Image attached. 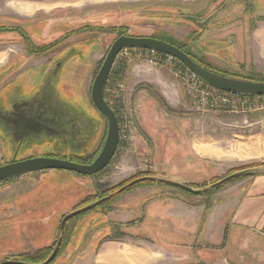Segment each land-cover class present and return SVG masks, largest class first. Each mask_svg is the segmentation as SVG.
Masks as SVG:
<instances>
[{
    "label": "rangeland",
    "instance_id": "1",
    "mask_svg": "<svg viewBox=\"0 0 264 264\" xmlns=\"http://www.w3.org/2000/svg\"><path fill=\"white\" fill-rule=\"evenodd\" d=\"M249 1L250 11L244 14L241 13L247 0H214L203 12L195 0L171 1V9L167 10L163 9L165 0H123L101 9L107 10L104 14H97L100 7L83 13L81 17L92 14L91 31L64 46L60 44L56 50L61 60L57 61L65 67L50 78L56 115L63 123L55 127L52 138L44 132L43 138L33 137L23 144L15 161L48 157L87 165L96 159L106 137L107 122L94 108L90 90L111 44L124 30L130 36L171 41L212 69L231 76L263 81V49L246 48L250 39L245 41V37L249 35L248 19L256 29L264 26V20L259 23L264 19V7L258 0ZM224 3L222 15H209ZM101 15L114 22L96 27L98 23L94 22ZM207 22L218 23L215 30L220 31L205 33ZM69 28L63 26L62 30ZM39 31L27 27L25 34L38 41ZM220 36L226 38L225 49L212 53L208 48L216 46L207 40ZM8 41L14 43V39ZM73 42L76 45L67 46ZM12 50L18 52L17 48ZM21 52L29 68L10 74L16 85L22 82L23 86L22 93L13 96L16 102L35 98L41 71L32 68L45 60L32 56L25 48ZM153 58L155 64L146 66L151 57L132 52L129 62L116 65L110 73L107 102L118 122L129 128L103 171L94 176L43 171L0 183V262H17L20 256L32 258L40 249H53L62 218L75 207H83L84 202L95 203L144 174L203 191L234 171L264 165V97L229 95V103L223 105L211 96L221 97L222 92L213 91L206 98L200 90L190 89L185 81L188 70L180 62H166L156 55ZM139 92L145 95V112L135 113L133 97ZM138 116H145V121L139 122ZM14 148L15 145L0 143V165L14 161ZM257 174L199 196L157 183L135 185L99 209L68 221L61 240L63 246L51 264H101L98 254L104 247L118 254L149 256L152 264H199L191 250L187 255L176 256L159 248L164 241L154 232H160L161 226L145 221L147 201L161 195L174 196L184 202L188 212L203 216L216 194ZM208 260L202 264H226L224 260Z\"/></svg>",
    "mask_w": 264,
    "mask_h": 264
},
{
    "label": "crops",
    "instance_id": "2",
    "mask_svg": "<svg viewBox=\"0 0 264 264\" xmlns=\"http://www.w3.org/2000/svg\"><path fill=\"white\" fill-rule=\"evenodd\" d=\"M118 1L123 0H0V34H2L0 35V76L3 75L2 79H6L11 84L10 95L12 96L16 82L14 77H10L11 72L21 73L29 68L26 57L21 52L24 48L21 34H25L27 27L40 29L38 41L37 38H31L29 35L34 44H37L41 39L47 41L46 43H59L64 40L65 34L72 33L73 37L70 36L60 43L64 46L78 35H87L91 31V28L86 29L84 26L91 25L92 14L89 13L81 17L83 13L92 7H100L99 10L107 9L108 4H115ZM165 1L169 2V4L167 2L163 4V9L167 10L171 9V1L187 2L190 0ZM195 1L202 12L207 11L214 2V0ZM258 2L264 7V0H258ZM101 6L104 7L101 8ZM225 8V3L218 4L215 8L217 11L215 10L216 12L209 15L213 18L219 17ZM250 8L251 3L248 11ZM106 11L101 10L97 14H104ZM75 15L79 16L73 17ZM262 20L264 19H260L259 23H262ZM112 21L114 22L106 15H101L94 23H98L96 27H104L108 22L113 23ZM232 24L228 23V26ZM247 25L246 34H249V37L246 36L245 41L250 39V44L246 48L258 46L263 49L264 54V26L256 29L249 19ZM63 26L71 28L62 30ZM217 26L218 23L209 24L207 22L204 32H215L218 30H215ZM76 30L78 32L74 34L73 32ZM257 33L260 34L257 35ZM10 39H14V43H10L8 41ZM225 39L224 36H220L207 40L212 41L216 46V49L210 46L208 50H212V53L213 50L222 53L225 49ZM241 42L244 43L243 39ZM60 44L57 45V48L61 47ZM69 45H76V42L67 46ZM14 48H17L18 52H14L12 50ZM228 49L231 51L230 48ZM234 62L235 64L239 63L238 60H234ZM254 65L259 64L254 63ZM146 66L150 65L146 64ZM136 75H138L137 72ZM145 101V95L141 92L135 94L133 97L135 113L145 112ZM138 118V121L143 123L146 117L138 116ZM52 173L62 172L52 171ZM59 175L64 176L65 174ZM147 202L145 221L161 226L159 227L160 232L154 233L163 238L164 243L159 248L165 253L184 256L191 250L194 257L200 262L199 264L209 261V258L210 262L224 260L226 264H264V171H260L259 174L248 180L228 186L216 194L203 216L188 212L184 202L174 196L161 195L153 197ZM98 261L101 264H152V259L149 256L146 257L138 253L118 254L110 251L108 247L99 251Z\"/></svg>",
    "mask_w": 264,
    "mask_h": 264
},
{
    "label": "water",
    "instance_id": "3",
    "mask_svg": "<svg viewBox=\"0 0 264 264\" xmlns=\"http://www.w3.org/2000/svg\"><path fill=\"white\" fill-rule=\"evenodd\" d=\"M194 19V18H193ZM123 49H135L142 51H151L161 55L169 56L178 62H180L189 72L195 75L205 85L224 93L231 95H237L242 97H264V82L250 81L238 77H224L221 75L214 74L205 70L196 64L190 57L184 54L179 49L167 44L163 41H159L153 38L147 37H133V36H120L116 38L111 44L102 65L95 76L91 90L90 99L94 108L105 118L107 122V133L96 159L87 165H79L72 162L59 160L55 158H28L19 161H12L10 163L0 166V182L11 180L13 178L21 177L27 174L39 173L43 171H63L74 173L79 176H94L103 171L113 159L119 142V126L117 118L111 108L104 100V89L108 80V76L111 72L117 54ZM264 171V167L257 169H248L241 172H236L228 177L220 180L211 187L203 190L207 191L216 187L222 183H225L235 177ZM155 182L174 186L178 189L186 191L192 194H201L202 190H194L189 186H185L178 183H173L165 180L161 177H150ZM135 182L129 183L113 195L131 187ZM112 195V196H113ZM101 200L92 203L84 208L76 210L67 216L63 217L60 223L59 236L57 243L54 247L49 258L40 264H49L56 256L59 249L63 233L65 222L72 217L83 213L95 205H98ZM0 264H26L15 261H3Z\"/></svg>",
    "mask_w": 264,
    "mask_h": 264
},
{
    "label": "flooded vegetation",
    "instance_id": "4",
    "mask_svg": "<svg viewBox=\"0 0 264 264\" xmlns=\"http://www.w3.org/2000/svg\"><path fill=\"white\" fill-rule=\"evenodd\" d=\"M249 6L250 2L249 0H247L246 9L242 10V14H244L246 10L248 12ZM84 28L90 29L88 25L84 26ZM21 36L24 43V48L27 50V52L33 54L32 56L40 57L41 59L45 60L39 63L35 68H32L40 69L41 71L39 81L35 86L34 99L32 98L31 100L25 102H16L15 100H13V96L22 93V82L14 85L12 90L13 94L11 96V84L8 83L6 79L0 80V143L6 146L15 145L13 151L14 161L18 152L23 148V144H25L33 137H35V139L43 138L44 132H46L50 136V138H52L55 134L54 132L57 130L55 127L63 123V120L61 118H58V116L56 115V99L53 93L54 90L52 88L50 78L53 75H56L59 71H62L65 67L64 63L57 61L61 60L58 58L57 50H59L60 47L57 48V45L66 40L68 37L72 36V33L65 34L64 40L60 41L59 43H46L47 41L41 39L39 42H37V44H34L31 42L28 35L21 34ZM121 36L130 35H127L126 31L124 30ZM147 38L154 39L155 37ZM67 123L68 121L66 122V124ZM81 160H84V158H82ZM122 188L123 186L115 192L119 191ZM129 188L119 192V194H122ZM113 193H110L108 196L103 197L101 201L105 202L113 195Z\"/></svg>",
    "mask_w": 264,
    "mask_h": 264
},
{
    "label": "trees",
    "instance_id": "5",
    "mask_svg": "<svg viewBox=\"0 0 264 264\" xmlns=\"http://www.w3.org/2000/svg\"><path fill=\"white\" fill-rule=\"evenodd\" d=\"M77 32H78V31L76 30V31H74L73 33L75 34V33H77ZM120 36H121V35H120ZM154 39H156V38H154ZM157 40H159V41H163V42H165V43H167V44H170V45H172L173 47L179 49V50L182 51L184 54H186L188 57H190V58L192 59V61H194V62H195L196 64H198L200 67L204 68L205 70H207V71H209V72H212V73H214V74L221 75V76H224V77H236V76H231V75H229V74H227V73H224V72H222V71H219V70H216V69H212L208 64H206L205 62H202V61L198 60L194 55H192L191 53H189L188 51H186V50L184 49V47H182V46H179V45H177V44H175V43H173V42H171V41H167V40H165V39H158V38H157ZM109 79H110V74H109V76H108V80H107V83H106V86H105V89H104V94H103V96H104V100H105V102H106L107 104H108V102H107V99H106V90H107V86H108V83H109ZM242 79H243V78H242ZM247 80L254 81V79H251V78H248ZM257 81H259V82H264V80H263V81L257 80ZM0 166H2V165H0ZM261 166H263V165H259V166H255V167H247V168H244V169H241V170L234 171L233 173L241 172V171L248 170V169H257V168H260ZM233 173H231V174H233ZM253 174H254V173H250V174H245V175H241V176L235 177V178H233V179H231V180H229V181H227V182H225V183H222V184H220V185H218V186H216V187H213L210 191L213 192L214 190H219L223 185H226V184H228V183H231V182L237 181V180L242 179V178H245V177H250V176L253 175ZM150 177H154V176H151V175H148V174H144L143 176H141V177H137V178L134 179V180H130V181H128L127 183L135 181V183L132 185V187L135 186V185H139V184L151 185V184H153V183H157V184H161V185H164V186H168V187L176 188V187H174V186H170V185H167V184H162V183L155 182V181H153V180H151V179H146V178H150ZM7 181H8V180H7ZM3 182H5V181H3ZM0 183H1V182H0ZM127 183L125 182L123 185H126ZM189 187H191V188L194 189V190H200V189L195 188V187H192V186H189ZM177 189H178V188H177ZM179 190H181V189H179ZM115 191H116V189H115ZM181 191H183V190H181ZM183 192H185L186 194H189V195H194V196H197V195H198V196H199V195H202V194H204V193H208L209 191H207V192H202L201 194H197V195H196V194H192V193H188V192H186V191H183ZM118 195H120V194H119V193H118V194H115V195L111 196L110 198H108L105 202L102 201V202H100L98 205H95L94 207H92L91 209H89V210H87V211H85V212H83V213H80V214H78V215L72 217L71 219H68V220L65 222V226H66V224L68 223V221L74 219L75 217H78V216L84 215V214H86V213H88V212H90V211H94V210H96V209H99L102 205H104V203H106V202L112 200L113 198H115V197L118 196ZM91 203H93V202H91ZM91 203H89V204L86 205V203L84 202V203H83L84 206L81 207V208H84V207L90 205ZM81 208H79V207H75V209H74L72 212H74V211H76V210H79V209H81ZM65 226H64V231H65ZM63 235H64V233H63ZM62 238H63V237H62ZM55 245H56V243L54 244V247H55ZM62 246H63V241H61V243H60V246H59V249H58V251H57V254H56L55 258H54L49 264H51V263L56 259V257L58 256V254H59V252H60ZM54 247H53V249L48 248V247H47V248L40 249V250H38L36 256H33L32 258H29V257H27V256H26V257H24V256H20V257H19V260H18L17 262H22V263H26V264H40V263L46 261V260L49 258L50 253L54 250Z\"/></svg>",
    "mask_w": 264,
    "mask_h": 264
},
{
    "label": "built area",
    "instance_id": "6",
    "mask_svg": "<svg viewBox=\"0 0 264 264\" xmlns=\"http://www.w3.org/2000/svg\"><path fill=\"white\" fill-rule=\"evenodd\" d=\"M132 52H141L144 55L151 57L150 60H146L147 65L155 64V62L153 60L154 59L153 56H155V55L159 56V57H164L166 59L165 60L166 62L177 61V60H175L169 56L161 55V54L151 52V51H142V50H135V49H123L117 54L110 73H113V70L116 68V65L129 62L130 60H128V58L130 57ZM185 81H186V83H188V87L190 89H194L196 91L200 90L201 95H203L206 98H208L210 93H212L213 91L217 92V90H215V89L205 85L204 83H202L195 75H193L189 71H188L187 75H185ZM218 92H220V94H221V91H218ZM229 95H231V94L222 92L221 97H219L218 95L217 96L211 95V96H212V99L214 101H216L218 99L220 103H222L223 105H226L229 103V99L227 98V96H229ZM232 96H235L237 98H249V97H242V96H237V95H232ZM109 103H108V106L110 105ZM243 103L244 102H242V105H244ZM111 110H112V108H111ZM117 121H118V119H117ZM118 126H119V142H118V145H119L120 141L122 139L126 138L125 132L128 130L129 126H127V124H120L119 122H118Z\"/></svg>",
    "mask_w": 264,
    "mask_h": 264
}]
</instances>
